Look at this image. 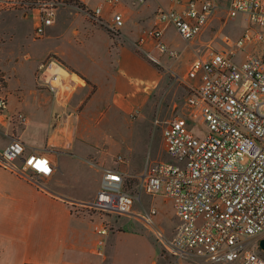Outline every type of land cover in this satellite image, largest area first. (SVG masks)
Listing matches in <instances>:
<instances>
[{"label":"built area","instance_id":"built-area-1","mask_svg":"<svg viewBox=\"0 0 264 264\" xmlns=\"http://www.w3.org/2000/svg\"><path fill=\"white\" fill-rule=\"evenodd\" d=\"M118 2L105 0L110 6ZM3 5L36 10L35 35L40 38L63 3L0 0ZM218 8L219 0H170V8L156 11L153 28L140 42L149 38L160 54L175 58L177 52L163 41L164 31L172 26L184 42L191 43L213 22ZM102 9L103 5L94 8L93 20L117 34L124 25L122 14L114 12L109 22L103 21ZM226 17L246 21L241 35L223 48L207 45L206 53L191 61L183 78L190 92L186 103L198 111L205 134L195 135L181 117L165 121L161 134L168 160L145 167L139 176V194L126 189L125 179L131 176L107 168L93 200L77 203L75 209L84 208L89 216L95 211L138 219L177 262L264 264L260 245L264 239V0H229ZM146 54L160 63L150 52ZM64 78L66 69L50 58L39 66L36 85L56 98L73 89ZM6 84L7 76L0 70V120L24 125L22 112L7 115ZM123 162L121 156L115 161ZM0 167L30 182L53 172L45 153L26 152L17 137L0 150ZM142 194H161L171 200L177 223L169 237L157 228L155 207L133 211ZM94 231L97 245L103 246L107 223L94 222Z\"/></svg>","mask_w":264,"mask_h":264},{"label":"crops","instance_id":"crops-1","mask_svg":"<svg viewBox=\"0 0 264 264\" xmlns=\"http://www.w3.org/2000/svg\"><path fill=\"white\" fill-rule=\"evenodd\" d=\"M79 2L89 8L88 0ZM149 3L150 0L144 9H148ZM114 11L124 15L125 33L115 37V44L121 45L112 78L107 75L110 74L107 66L102 67L97 62L100 74L87 72L58 49L48 50L33 72L47 56L54 55L66 69L65 82L73 86L68 94L54 98L38 88L36 78H32L27 98L25 85L20 82L13 85L11 78H7V115L20 111L26 121L24 125H13L7 118L0 120V150L12 137H17L25 144L26 152L45 153L53 172L48 177L38 176L37 182H30L0 167V264H104L103 258L96 254L98 236L94 223L73 210L77 203L93 200L100 187L103 169L119 170L115 162L114 166L108 164L112 161L109 156L113 158L124 153L132 159L131 147L125 152L123 144L117 141L113 146L119 149L110 153L107 132L114 134L113 130H118L112 125L121 114L134 125L136 118L129 119V112L142 107L144 89L161 76L153 66L154 62L136 51L137 37L133 38L130 30L150 23L148 20L137 21L148 16L141 14L135 19L129 16V9L118 6ZM30 14L3 13L0 24L6 19L16 21L18 17L27 18ZM101 18L110 21L112 16ZM35 19L33 28L37 24V14ZM55 24L54 21L48 27L50 31ZM13 36L9 29H1L0 46ZM126 43H130L131 48L125 46ZM0 70L14 76V69L5 61L0 60ZM14 96L18 100L16 106L12 105V100H16Z\"/></svg>","mask_w":264,"mask_h":264},{"label":"rangeland","instance_id":"rangeland-1","mask_svg":"<svg viewBox=\"0 0 264 264\" xmlns=\"http://www.w3.org/2000/svg\"><path fill=\"white\" fill-rule=\"evenodd\" d=\"M228 1L219 0V8L213 22L202 35L188 45L178 36L175 29L169 26L164 31L163 41L168 48L177 52L175 58H170L160 54L149 38L140 42L141 37L153 28L156 11L161 8H170V0H150L148 9H144V7L149 0L144 3H138L136 0H119L115 6L106 4L105 0H88L89 8L93 10L97 5H103L101 16L105 19H109L110 15L117 12L114 11V8L118 6L129 9V16L135 19L141 14H146L148 17L137 20L140 23L146 20L151 21L148 24L132 27L130 30L133 32V38L137 37L135 40L136 51L144 58H147L146 53L150 52L159 59V64L150 63L158 69L161 76L151 86L144 89L145 97L142 98V107L129 112V119L136 118L134 125L128 123L124 115L121 114L116 123L112 125V127L117 126L118 130H113L114 134L107 132V148L110 153L119 149L113 146L115 141L123 144L125 152L128 151L127 147H131L132 159L127 154L118 153L113 158L109 156L108 159L112 161H109L108 164L114 166V162L119 156L124 159V162L119 163L117 167L131 176L125 179V184L126 189L132 194H139L137 188L139 176L148 164L168 160L164 152L161 134L165 121L181 117L195 135L203 136L206 132L198 111L186 103L190 92L183 78L191 61L196 56L206 53L207 45L214 48L226 47L236 40L244 30L246 26L244 19L238 17L231 20L226 17ZM66 6L74 7V9ZM57 7L58 10H55L53 17L56 22L55 26L51 28L52 31L49 30L50 28H46L44 35L39 38L35 35V28H33L36 10H33L32 7L25 10L18 6H0V16L3 13L21 16L23 13L31 12L27 18L18 17L16 21L6 19L0 24V30L9 29L14 33L11 39H6L5 44L0 46V60L5 61L10 68L14 69V76L11 77L10 74L3 73L7 78H11L13 85L18 82L25 85L24 91L27 98L31 80L37 77V70L41 64L50 58L63 64L54 55H49L33 72L36 63L48 50L62 51L67 59L74 61L82 69L91 73L100 74V67L97 63L99 62L102 67L107 66V72L110 71V74L107 75L111 78L117 67V60L120 56L118 47L121 43L115 44V37L122 32L125 33V26L123 25L124 27L117 34H112L104 25L93 20L91 16L93 10L87 9L79 0L73 2L72 5L63 4ZM122 16L125 21L123 14ZM46 35H50V37L45 38ZM125 46L131 48L130 43H126ZM14 98L16 99L15 96ZM16 101L18 102L17 99L12 100L13 106L17 105ZM155 119L158 120L157 124H154ZM152 206L157 210L154 217L157 228L166 237H169L176 226L177 219L174 215L172 202L167 197L161 194H142L141 198L134 202L133 211L143 212ZM74 212L89 218L90 220L87 219L89 222L107 223L109 228L107 242L104 239V245L101 246L97 245L98 239L96 241V252L100 251L101 255L96 254L103 258L104 264H117L120 261L122 264H190L183 261L177 262L169 256L151 231L138 219L95 211H90L91 216H89L84 208L75 209Z\"/></svg>","mask_w":264,"mask_h":264},{"label":"trees","instance_id":"trees-1","mask_svg":"<svg viewBox=\"0 0 264 264\" xmlns=\"http://www.w3.org/2000/svg\"><path fill=\"white\" fill-rule=\"evenodd\" d=\"M77 0H62V3L65 5H72L73 2H76Z\"/></svg>","mask_w":264,"mask_h":264},{"label":"water","instance_id":"water-1","mask_svg":"<svg viewBox=\"0 0 264 264\" xmlns=\"http://www.w3.org/2000/svg\"><path fill=\"white\" fill-rule=\"evenodd\" d=\"M260 245L264 248V239L261 240Z\"/></svg>","mask_w":264,"mask_h":264},{"label":"snow or ice","instance_id":"snow-or-ice-1","mask_svg":"<svg viewBox=\"0 0 264 264\" xmlns=\"http://www.w3.org/2000/svg\"><path fill=\"white\" fill-rule=\"evenodd\" d=\"M46 170V169H45Z\"/></svg>","mask_w":264,"mask_h":264}]
</instances>
